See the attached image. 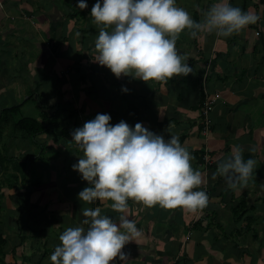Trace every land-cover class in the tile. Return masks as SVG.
<instances>
[{
    "label": "crops",
    "instance_id": "0c3cea01",
    "mask_svg": "<svg viewBox=\"0 0 264 264\" xmlns=\"http://www.w3.org/2000/svg\"><path fill=\"white\" fill-rule=\"evenodd\" d=\"M193 1L185 4L197 20L213 3ZM231 3L250 9L260 19L228 37L214 32L197 37L189 33L188 39L179 35L176 47L186 54L193 72L144 81L131 75L117 77L95 60L98 29L91 26L86 11L68 21L56 0L49 5L39 0H0V72L12 88L23 85V96L37 95L38 106L49 112L57 106L74 112V119L65 124L69 129L83 126L98 113H109L113 124L124 119L133 127L142 122L166 139L176 134L192 153L193 168L202 173L198 187L210 197L203 209L147 206L129 199L127 214L143 230L122 249L129 264H264V0ZM205 94L220 97L209 114L210 128L202 111ZM65 137L63 145L60 139L58 143L42 134L36 141L42 152L35 143L20 139L1 148L12 149L18 163L30 166L24 172L28 178L22 182L24 188H19L20 183L1 185L4 204L11 214L12 209L16 212L5 218L8 264H54L50 254L62 243L60 234L69 226L82 225L83 207L100 206L102 214L119 216L110 201L86 203L78 197L89 182L82 174L76 176L75 169L70 176L68 159L60 155L77 160L80 155L64 150L74 141L69 133ZM237 145L245 149L244 158L251 156L256 164L247 185L234 190L222 176L213 179L212 173ZM249 146L255 151H248ZM54 148L56 154L50 153ZM30 160L39 164L33 166ZM17 175L21 182L23 174ZM71 179L73 183L67 185ZM27 190L24 214L31 225L23 229V239L12 222L18 217V200H24ZM110 264H120L118 256Z\"/></svg>",
    "mask_w": 264,
    "mask_h": 264
},
{
    "label": "clouds",
    "instance_id": "9594fccd",
    "mask_svg": "<svg viewBox=\"0 0 264 264\" xmlns=\"http://www.w3.org/2000/svg\"><path fill=\"white\" fill-rule=\"evenodd\" d=\"M77 4L88 7L87 0ZM90 15L98 28L95 60L117 77L131 75L144 81L193 72L186 54L176 47L181 32L228 37L260 19L231 0H213L199 20L177 0H96ZM123 90L129 91L127 86ZM111 120L109 113H98L72 131L83 150L72 167L89 182L78 197L86 203L110 201L119 216L102 214L100 206L83 207L82 225L69 226L60 234L62 243L50 254L54 264H110L117 256L125 264L128 254L122 249L143 231L127 214L130 198L147 206H183L193 211L210 202L207 191L198 187L202 173L193 168L194 157L178 135L166 139L142 122L133 127L124 119L115 124ZM244 150L237 145L219 161L213 179L222 176L234 190L245 187L256 161L251 156L245 159ZM247 150L255 151L252 146Z\"/></svg>",
    "mask_w": 264,
    "mask_h": 264
},
{
    "label": "trees",
    "instance_id": "16d2710c",
    "mask_svg": "<svg viewBox=\"0 0 264 264\" xmlns=\"http://www.w3.org/2000/svg\"><path fill=\"white\" fill-rule=\"evenodd\" d=\"M75 5L72 4V7L74 8L73 10V17H77L80 13H84V9H79L74 7ZM206 94L202 100V103L206 99ZM24 101L17 103L13 102L12 105H7V106H2L1 111H0V141L1 142H9V141H14L16 139H24V138H33L34 135H40V134H49V136L53 137L55 140L60 139L62 141V144L64 145V142L66 141L65 134L69 133L71 134L72 131L75 129H69L65 126L67 121H72L75 117V113L72 111H68L62 107H55L53 112H49L46 109L41 111V118H35L32 116H21L23 115L21 111V104ZM42 106V105H39ZM6 127H9V129L6 131ZM72 136V135H71ZM36 146H40L39 142L35 143ZM64 147V150L68 153L70 152L71 154H77L78 155H83V150L79 147V145L71 141L70 143L66 144ZM3 148V147H1ZM42 147L40 146V152H42ZM50 149V146L48 147V150ZM9 153L4 154L5 150H1L0 153V162L3 165L6 160H12L15 159L18 160V158L12 153V151L7 150ZM4 154V155H3ZM44 155V153H42ZM41 154V155H42ZM14 161V162H15ZM20 162V161H19ZM21 167L27 166V163H19ZM213 165V164H211ZM30 167V166H29ZM29 167L25 168L24 170H27ZM5 168V167H4ZM6 174V173H5ZM9 177L8 180H3L1 182L0 180V263H4V252H5V246H6V238H5V233L6 229L8 228L7 220H5L7 214L13 215V213H16L12 209V214L11 211L8 210L5 203V198L6 194L1 191V185L2 184H7V185H12L15 186L25 180H28L27 177H25V174H23V180L20 182L19 181V176L12 172L10 176L7 174ZM33 179V178H32ZM4 181H7L4 183ZM30 191L27 190L25 193V198L22 200L21 198L18 200V209H17V214L18 217L13 219L12 225L17 226V228L20 230V233H22L20 236L25 239L26 234L23 232V229L26 228L27 226L31 225L29 224V219L27 216H25V209H26V201L29 197ZM14 217V216H13ZM27 229V228H26Z\"/></svg>",
    "mask_w": 264,
    "mask_h": 264
},
{
    "label": "rangeland",
    "instance_id": "374dc122",
    "mask_svg": "<svg viewBox=\"0 0 264 264\" xmlns=\"http://www.w3.org/2000/svg\"><path fill=\"white\" fill-rule=\"evenodd\" d=\"M32 2H33V0H31ZM54 0H39V2H43V4L44 5H49V4H51L52 2H53ZM73 1H74V5L76 4L77 5V7H75L76 8V10H77V8H79L78 7V4H77V0H56V2H57V4H59V5H62L63 7L62 8H60V10L64 13V15L65 16H67V20L68 21H71L70 19H71V17H73L72 15V13H73V10H74V8L72 7V4H73ZM35 2V1H34ZM36 2H38V1H36ZM96 2V0H87V3H88V7L87 8H83L84 9V11H86V14L85 15H89L90 16V12H91V7H92V5L94 4ZM177 2H178V5L179 6H181L182 5V7H185L186 9H188V11L191 9L188 5H186V4H192V2H194L193 0H177ZM186 3V4H185ZM188 8H187V7ZM64 8V9H63ZM79 9H81V8H79ZM58 13H60V11H59V9L57 10V9H55ZM53 14H54V12H53ZM82 13H80L79 15H81ZM67 21V22H68ZM91 26H93V27H95L96 25H95V23H94V19H93V17H91ZM96 28H97V26H96ZM98 29V28H97ZM186 33V34H185ZM187 34H189V31L188 30H185V31H183V32H181L179 35H183V36H185V38L186 39H188V35ZM7 80H8V77L5 75V78H3V76H2V74H1V72H0V111H1V108H2V106H7V105H12V103L14 102V98L12 97L13 95H15L16 96V98L18 99H16V101L15 102H17V103H20V102H22V101H24L22 104H21V111L19 112L20 113V115H21V113L23 114V115H21V116H32V117H35V118H38V119H40L41 118V111L43 110V106H38V101H37V95H35V94H30L29 95V93H27V94H25L24 96H23V90H24V86L23 85H21V86H19V85H17L16 87H15V89L14 88H12V87H14V85H12V87L7 83ZM4 98V99H3ZM206 100V99H205ZM204 103H205V101L202 103V105H203V108H202V111H203V109H204ZM215 107V104H214V106H213V108ZM44 109H45V106H44ZM213 110V109H212ZM39 114H40V116H39ZM39 116V117H38ZM211 126H212V123H211ZM9 129V127H6V131ZM8 132V131H7ZM42 134H40V135H34L33 136V138H24V139H20V140H17L18 142H22V143H29V144H31V145H33L34 143H36V141H37V138H40V136H41ZM50 141L51 140H49V143H50ZM56 141L58 142V143H60V141L58 140V139H56ZM10 142H13V140L12 141H9V142H1L0 141V153H1V147H3V145H7V143H9V145H11V143ZM33 148V147H32ZM9 150H12V149H9ZM56 149L54 148L53 149V151H50V153H53V154H56ZM61 151V150H60ZM7 153H9L6 149H5V152H4V154H7ZM3 154V155H4ZM60 157H66L67 159H68V163H69V165H70V176H71V174H72V172H73V167H72V165L74 164V163H76V162H78V160L75 158V157H72V156H68V155H66V154H64V153H62L61 155H60ZM15 161V159H12V160H6L5 162H4V164L2 165L1 164V162H0V180H1V182H3V180L5 179V180H8V176H7V174L10 176V174H12V172H14V173H20V174H24V172L26 171V170H24L25 168H27V167H29V162L27 163V166H25V167H21V165L18 163L19 162V160H17L16 162H14ZM16 163H18V164H16ZM30 164H32L33 166H37V164H39L38 162H37V160L36 161H33V160H30ZM12 165V166H11ZM5 167V168H4ZM57 169V167H55V170ZM55 170H53L52 171V176H55V173H56V171ZM6 173V174H5ZM76 176H80L81 174L78 172V170H76ZM70 176H68V177H70ZM73 183V180L71 179V180H69V181H67L66 182V184L68 185H71ZM23 183L21 182L20 183V187L19 188H24L23 187V185H22ZM88 185H89V183H88ZM46 189V188H45ZM44 189V190H45ZM5 190V192H11L12 191V189H4ZM21 190H24V189H21ZM34 199V198H33ZM230 239H232V236H230ZM1 256V255H0ZM5 256V255H4ZM3 260H4V263L6 264L7 263V261H8V257L6 256V258H3ZM1 264V263H0ZM8 264V263H7Z\"/></svg>",
    "mask_w": 264,
    "mask_h": 264
},
{
    "label": "built area",
    "instance_id": "2783aa9c",
    "mask_svg": "<svg viewBox=\"0 0 264 264\" xmlns=\"http://www.w3.org/2000/svg\"><path fill=\"white\" fill-rule=\"evenodd\" d=\"M218 99H219L218 95H215V96H213V97H208V96L206 97V100H205V103H204V109H203V116H204V118H205V126H206L207 128H210L211 123H212L209 114H210V112L212 111L213 106H214L215 102H216ZM206 160H207L209 163H211V160H210V158H209L208 156H206ZM119 263H120V264H123V261H121V260L119 259ZM125 264H129V263L126 261Z\"/></svg>",
    "mask_w": 264,
    "mask_h": 264
}]
</instances>
